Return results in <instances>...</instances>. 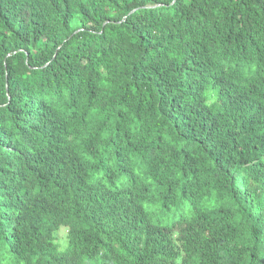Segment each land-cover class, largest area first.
I'll use <instances>...</instances> for the list:
<instances>
[{
    "label": "trees",
    "instance_id": "16d2710c",
    "mask_svg": "<svg viewBox=\"0 0 264 264\" xmlns=\"http://www.w3.org/2000/svg\"><path fill=\"white\" fill-rule=\"evenodd\" d=\"M0 264H264V0H0Z\"/></svg>",
    "mask_w": 264,
    "mask_h": 264
},
{
    "label": "rangeland",
    "instance_id": "374dc122",
    "mask_svg": "<svg viewBox=\"0 0 264 264\" xmlns=\"http://www.w3.org/2000/svg\"><path fill=\"white\" fill-rule=\"evenodd\" d=\"M65 234H66V229L64 227L60 228L57 232V236L59 238V242L61 243L62 246L65 245V241H64V237H65Z\"/></svg>",
    "mask_w": 264,
    "mask_h": 264
}]
</instances>
